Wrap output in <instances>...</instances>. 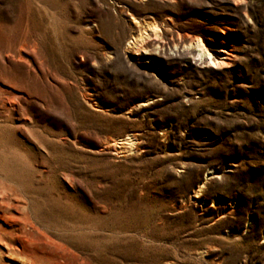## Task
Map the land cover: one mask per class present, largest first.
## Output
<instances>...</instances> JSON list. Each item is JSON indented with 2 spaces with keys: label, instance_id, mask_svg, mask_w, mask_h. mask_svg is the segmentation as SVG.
<instances>
[{
  "label": "rangeland",
  "instance_id": "1",
  "mask_svg": "<svg viewBox=\"0 0 264 264\" xmlns=\"http://www.w3.org/2000/svg\"><path fill=\"white\" fill-rule=\"evenodd\" d=\"M0 264H264V0H0Z\"/></svg>",
  "mask_w": 264,
  "mask_h": 264
},
{
  "label": "bare ground",
  "instance_id": "2",
  "mask_svg": "<svg viewBox=\"0 0 264 264\" xmlns=\"http://www.w3.org/2000/svg\"><path fill=\"white\" fill-rule=\"evenodd\" d=\"M152 29V28H151ZM145 32V31H143ZM142 32V33H143ZM144 34V33H143ZM140 32H137V34L135 36L132 37V41H129V42H135V40H137V38L140 37ZM195 40V39H194ZM195 46L196 47H199L197 50H198V53H197V56H202V55H206L207 59H208V63L207 64H210L211 66H214V63L211 58L209 57V54L203 49L199 39H196L195 40ZM217 50L219 51H223L222 48H217ZM218 64V63H217ZM216 66V65H215ZM112 145L122 149L120 150L118 153H121V154H126V153H129L133 147H134V144H135V138L133 137V135H126L125 137L123 138H116V139H113L112 140ZM203 184V181L199 183L198 185V188H200ZM198 192V191H197Z\"/></svg>",
  "mask_w": 264,
  "mask_h": 264
}]
</instances>
